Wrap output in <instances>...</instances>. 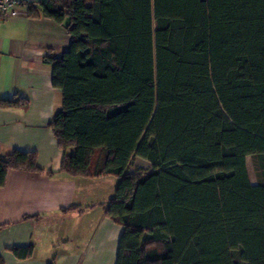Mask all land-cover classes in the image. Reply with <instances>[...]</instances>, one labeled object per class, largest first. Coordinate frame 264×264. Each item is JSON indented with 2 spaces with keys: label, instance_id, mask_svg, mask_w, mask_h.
Instances as JSON below:
<instances>
[{
  "label": "trees",
  "instance_id": "trees-1",
  "mask_svg": "<svg viewBox=\"0 0 264 264\" xmlns=\"http://www.w3.org/2000/svg\"><path fill=\"white\" fill-rule=\"evenodd\" d=\"M27 7L71 37L45 58L63 93L49 127L74 149L62 173L119 179L106 210L123 228L116 264H264V0ZM135 157L152 170L128 172ZM10 170L42 172L34 152L0 156V188Z\"/></svg>",
  "mask_w": 264,
  "mask_h": 264
},
{
  "label": "crops",
  "instance_id": "crops-1",
  "mask_svg": "<svg viewBox=\"0 0 264 264\" xmlns=\"http://www.w3.org/2000/svg\"><path fill=\"white\" fill-rule=\"evenodd\" d=\"M70 44L65 25L44 17L0 23V156L34 152L42 169L40 173L10 170L0 188L4 264L117 261L123 228L106 216V210L119 179L62 173L63 158L74 149H59L49 127L62 110L63 93L53 86L52 67L45 58L62 57ZM9 101L20 105L3 106ZM15 247H33V254L21 260L12 253Z\"/></svg>",
  "mask_w": 264,
  "mask_h": 264
},
{
  "label": "built area",
  "instance_id": "built-area-1",
  "mask_svg": "<svg viewBox=\"0 0 264 264\" xmlns=\"http://www.w3.org/2000/svg\"><path fill=\"white\" fill-rule=\"evenodd\" d=\"M38 0H0V23L28 16V5Z\"/></svg>",
  "mask_w": 264,
  "mask_h": 264
},
{
  "label": "rangeland",
  "instance_id": "rangeland-1",
  "mask_svg": "<svg viewBox=\"0 0 264 264\" xmlns=\"http://www.w3.org/2000/svg\"><path fill=\"white\" fill-rule=\"evenodd\" d=\"M247 168H248V172H249L251 182L255 185L258 184L259 175H258L257 170H256L255 161L253 160L252 157L247 158ZM151 170H152L151 165L147 161H145L141 158H136V157L132 160V162L128 168V172H137V171L150 172ZM114 179H116V178H114ZM116 183H117V181H116Z\"/></svg>",
  "mask_w": 264,
  "mask_h": 264
}]
</instances>
